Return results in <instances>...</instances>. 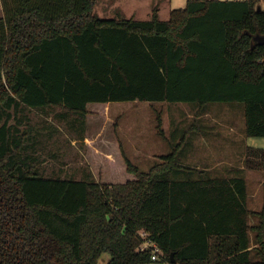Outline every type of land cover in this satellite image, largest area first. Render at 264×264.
Masks as SVG:
<instances>
[{
    "label": "trees",
    "instance_id": "trees-1",
    "mask_svg": "<svg viewBox=\"0 0 264 264\" xmlns=\"http://www.w3.org/2000/svg\"><path fill=\"white\" fill-rule=\"evenodd\" d=\"M0 3V264H97L105 253L107 264H145V239L165 264H264V199L248 210L243 178L183 166L170 142L172 153L147 172L119 142L122 183L46 177L27 152L31 131L10 124L23 109H59L85 130L90 107L114 102L187 104L201 114L238 103L244 136L264 138L256 1L188 0L167 21L158 6L136 20L101 19L96 0ZM156 128L164 138L160 118ZM243 164L263 172L264 150L246 147Z\"/></svg>",
    "mask_w": 264,
    "mask_h": 264
},
{
    "label": "rangeland",
    "instance_id": "rangeland-1",
    "mask_svg": "<svg viewBox=\"0 0 264 264\" xmlns=\"http://www.w3.org/2000/svg\"><path fill=\"white\" fill-rule=\"evenodd\" d=\"M168 4L169 0H96L93 12L101 19L134 16L136 20H148L152 8L158 6L160 19L166 20ZM231 105L213 103L201 114L198 107L187 104L114 102L104 107H90L86 120L88 125L86 124L85 130L80 127L79 120L71 115L62 114L60 116L63 112L59 109L46 108L43 111L23 109L14 115L10 124L14 125L18 122L20 131H25V129L31 131V137H33L31 141L34 140L35 144L27 152L38 159V168L43 176L85 179L87 175H91L90 177L99 183H122L125 179L122 180L123 173L118 172L117 166L121 169L125 167L120 159L117 146L119 142L130 162L140 171L147 172L159 163L160 156L172 153L168 141L173 140L174 133L180 136V125L186 124L184 130L191 133L194 122L211 121L212 119L226 122ZM231 112H236L235 118H239L237 110ZM206 113L208 116L204 117ZM199 116L201 120H198ZM157 117L160 118L164 138L158 135ZM234 123L238 127L242 126L244 130V119L240 124L236 121ZM84 137L87 140L83 139ZM78 139L79 141H75ZM248 140L249 147L264 150V138H249ZM179 152L183 166L197 167L196 149L185 148ZM220 152L219 150L213 151L211 164L208 167L212 171L211 174L215 170L219 171L217 167L213 170L212 164L217 162L215 159H218ZM106 154L112 155L113 158L116 157L117 160L108 161ZM225 167L221 166L220 169ZM248 172L255 177L261 175L260 172ZM245 177L247 190L250 192L254 186H250L249 176ZM263 199L264 186H261L258 190V197L255 198V203L251 207L252 210L260 211ZM251 223H255V219L251 218ZM109 259L108 254H102L97 264H107Z\"/></svg>",
    "mask_w": 264,
    "mask_h": 264
},
{
    "label": "crops",
    "instance_id": "crops-1",
    "mask_svg": "<svg viewBox=\"0 0 264 264\" xmlns=\"http://www.w3.org/2000/svg\"><path fill=\"white\" fill-rule=\"evenodd\" d=\"M188 0H177L172 2L169 0L168 7V18L170 11L176 9H183L186 6V2ZM206 1H220V2H232V1H247V0H206ZM256 1L255 7L257 10L264 11V0H254ZM163 4V3H162ZM160 7V5H159ZM222 8V7H218ZM134 17V16H130ZM158 18L160 19V9L158 8ZM161 20V21H167ZM110 105V104H109ZM228 116L226 118V122L216 121L215 119L199 121L198 123L194 122L192 126V132L189 133L188 130H184V126L180 125V136H176L175 133L173 134L172 139L168 142L174 144H180V150L187 148L188 150H195L197 151V167L198 170H203L207 172L208 176L211 178H230L233 176H239L244 179L245 186H246V207L250 211L252 210V206L255 203V198L258 197V190L261 186H264V171L260 172L261 175L255 177V175H250L248 171L244 168L243 164V152L246 147H249V138H246L243 133L242 126L238 127L234 121L241 123L243 121V108L241 104L232 103L231 108L229 109ZM232 110H237L239 112V118H235L236 112H231ZM208 116V113L204 115V117ZM237 116V117H238ZM198 120H201V117H198ZM88 125V122H85L84 128ZM193 135V136H192ZM85 139V137L83 138ZM87 140V139H85ZM75 141H79L75 140ZM109 143V141H106ZM251 147V146H250ZM219 150L218 159H215L213 165V170L215 167L219 168V171L216 170L212 172L208 167L211 164L210 161L212 160L213 151ZM184 156V155H183ZM233 159L234 162H233ZM213 160V161H215ZM221 166H226L224 169H220ZM201 167V168H200ZM258 172V171H253ZM245 176H249L248 182L250 186L253 185L254 188L247 190V179ZM256 212V211H255ZM249 224L251 223V218H249Z\"/></svg>",
    "mask_w": 264,
    "mask_h": 264
},
{
    "label": "built area",
    "instance_id": "built-area-1",
    "mask_svg": "<svg viewBox=\"0 0 264 264\" xmlns=\"http://www.w3.org/2000/svg\"><path fill=\"white\" fill-rule=\"evenodd\" d=\"M140 237L145 239L144 233H140ZM142 245L140 246V250L151 248L150 261L145 264H165V262L160 257V252L158 248L156 247L154 243L145 239Z\"/></svg>",
    "mask_w": 264,
    "mask_h": 264
},
{
    "label": "water",
    "instance_id": "water-1",
    "mask_svg": "<svg viewBox=\"0 0 264 264\" xmlns=\"http://www.w3.org/2000/svg\"><path fill=\"white\" fill-rule=\"evenodd\" d=\"M259 10V9H258ZM254 41H256L257 43H262V42H264V37H255L254 38ZM174 262V261H173Z\"/></svg>",
    "mask_w": 264,
    "mask_h": 264
}]
</instances>
